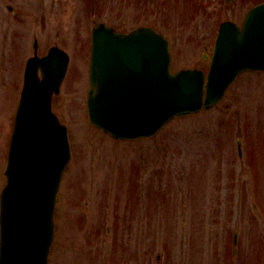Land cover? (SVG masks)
<instances>
[{"label": "rangeland", "instance_id": "374dc122", "mask_svg": "<svg viewBox=\"0 0 264 264\" xmlns=\"http://www.w3.org/2000/svg\"><path fill=\"white\" fill-rule=\"evenodd\" d=\"M255 1L0 0V188L34 38L39 53L58 43L70 55L53 108L72 157L48 264H264L263 72L242 73L215 107L144 139L113 140L86 109L96 21L155 27L170 41L173 70L206 68L219 22L240 23Z\"/></svg>", "mask_w": 264, "mask_h": 264}, {"label": "water", "instance_id": "95a60500", "mask_svg": "<svg viewBox=\"0 0 264 264\" xmlns=\"http://www.w3.org/2000/svg\"><path fill=\"white\" fill-rule=\"evenodd\" d=\"M67 61L54 46L27 62L0 198V264H46L55 193L69 159L66 128L51 110V95ZM257 68L264 69V3L248 11L241 27L221 23L206 82L198 69L171 73L168 42L154 29L122 33L96 23L90 119L115 137L149 135L175 114L210 107L239 71Z\"/></svg>", "mask_w": 264, "mask_h": 264}]
</instances>
